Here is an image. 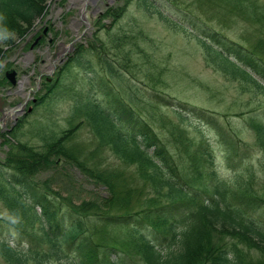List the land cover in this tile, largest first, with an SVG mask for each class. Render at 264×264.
Here are the masks:
<instances>
[{
  "label": "trees",
  "instance_id": "1",
  "mask_svg": "<svg viewBox=\"0 0 264 264\" xmlns=\"http://www.w3.org/2000/svg\"><path fill=\"white\" fill-rule=\"evenodd\" d=\"M141 4L157 7L150 0ZM203 4L217 10V22L223 24L225 16L240 18L253 27V33L246 29L240 44L191 12L186 13L188 28H179L195 37L208 65L245 81L241 88L254 92L251 102L263 105L264 3L204 0ZM46 7L47 0H0V36H24ZM156 10L164 22L177 25ZM117 11L110 9L107 16L116 18ZM110 32V43L90 49L82 46L59 69L55 83L49 86L47 80L38 94L36 104L43 105L73 66L84 71V84L70 107V128L44 131L38 146L8 139L11 148L0 162V199L22 226V235L18 244L0 241L4 264H47L51 259H66L67 249L72 248L73 264H126L131 258L126 252L133 249L144 264H264V183L258 185L260 176L249 164L246 177L231 191L213 166L215 144L228 153V161L249 155L241 128L220 121L210 109L196 108L164 92L154 98L162 103L175 101L192 116L196 122L190 124L198 139L182 125L189 122L183 111H175L178 125L157 119L160 109L153 101L145 107L148 116L138 112L134 105L141 101V93L123 73H132L134 60L123 52V39L111 37ZM111 43L123 54L120 68L109 59L106 49ZM87 53L97 65L87 59ZM258 95L261 101L254 100ZM256 110L244 123L255 132L253 146L264 168V108ZM84 122L93 132L89 149L76 143ZM197 122L215 130L216 137L210 140L192 124ZM165 124L171 125L167 132L180 147V159L156 131V125L165 128ZM77 172L96 189L103 188L105 195L92 191L82 197ZM44 174L50 176L40 180Z\"/></svg>",
  "mask_w": 264,
  "mask_h": 264
},
{
  "label": "rangeland",
  "instance_id": "2",
  "mask_svg": "<svg viewBox=\"0 0 264 264\" xmlns=\"http://www.w3.org/2000/svg\"><path fill=\"white\" fill-rule=\"evenodd\" d=\"M85 1L47 0L44 15L34 21L33 26L24 36L18 37L11 33L0 36V47L3 49L0 57V99L3 103L6 101L2 105L4 111L0 112V162L6 158L11 148L7 140L9 134L6 133L10 127H16L10 136V141L15 143L20 141L35 146L41 145V134L44 131L58 133L62 129L70 128V107L79 88L84 84L85 74L82 73L84 71L73 66L64 81H61L52 93L50 100L43 105L36 104L38 94L47 80H51L47 82L49 86L55 83L58 71L68 61V56L74 55L82 46L90 49L97 48L102 43H110L108 36L110 30L111 37L120 36L119 41L123 39V52L131 55L134 60L131 65L132 73L128 71L123 73L128 75L126 78L129 85L141 93V101L134 105L135 109L148 116L149 112L145 107L151 105L153 101L160 109L157 111V119L163 118L178 125L180 120L176 118L175 111H183L182 107L175 101L162 103L160 99L154 98L164 92L165 95L182 102L210 109L220 121L224 119L232 121L236 127L241 128L242 138L250 146L248 148L250 153L240 155L235 161H228V153L215 144L214 168L218 176L226 181L233 191L236 190L241 177H246L247 166L253 164L260 176L258 185H262L264 168L259 165L260 153L253 146L256 135L253 130L245 126L244 119L249 115L257 114L256 109L264 108V102L263 105L251 102L254 92H245L241 88L246 84L245 81L227 77L221 72L222 68L208 65L198 41L189 31L183 30L188 28V18H190L186 16L188 12L202 22L220 29L232 41L240 44H244L242 33L247 29V33L252 34L253 27H249L248 22L243 19L229 16L223 18V24L217 22L219 19L215 14L217 10L213 6L209 9L203 4L204 0H150L158 7L152 9L146 4H141L142 0H96L97 7L91 5L92 0H88L87 5ZM260 1L264 3V0ZM109 7L113 11L117 9L116 13L120 12V15L113 21L103 22L104 17L100 18V16ZM156 9L162 10L169 18L174 19L177 25L164 22ZM180 26L183 29L179 28ZM106 50L111 55L109 59H112V64L120 68L123 54L116 50L112 43ZM86 57L97 65V60L92 54L87 53ZM238 65L243 67L241 63ZM13 70L17 72V80L22 82V86L12 85L7 79L6 73ZM72 87L74 89L70 92ZM262 99L263 97L258 95L254 100ZM145 100L149 103L143 102ZM29 108H32L31 112L28 111ZM6 111H14V113L11 119L5 122ZM182 113L189 121L182 125L191 137L198 139L196 131L190 124V120L194 122L196 120L186 112ZM78 122L79 120L75 123ZM192 124L210 140L216 137V132L212 128L198 122ZM169 126L171 125L165 124L163 126L165 128H161L160 125H156L155 128L174 157L180 159V147L173 142L167 132ZM15 135H18L16 140L13 137ZM92 140L91 127L84 122L77 132L76 143L89 149L92 148L90 145ZM105 154L108 162L112 163L110 153L107 155L105 152ZM184 161L178 160L179 163ZM113 164L117 166L118 161ZM49 176L50 174H44L40 180H45ZM76 176L82 197L92 191L105 195L103 188L96 189L92 184H88L79 172ZM21 227L0 199V241L18 244L21 241ZM21 247H24L23 243L20 244ZM68 252L66 259H51L47 264H73L74 249L72 248V251L67 249ZM126 253L131 257L130 261L126 260V264H144L134 249ZM3 261L6 260L0 254V263L4 264Z\"/></svg>",
  "mask_w": 264,
  "mask_h": 264
},
{
  "label": "flooded vegetation",
  "instance_id": "3",
  "mask_svg": "<svg viewBox=\"0 0 264 264\" xmlns=\"http://www.w3.org/2000/svg\"><path fill=\"white\" fill-rule=\"evenodd\" d=\"M89 1L88 0H86L84 3H85V5H87V4H89L88 3ZM91 5L92 6H95V7H97V5H98V3H97V1L96 0H92L91 1ZM110 10V7L100 16V18H103V22H106V21H113L114 20V18L113 17H109V16H107V13H108V11ZM100 18H98V21H100ZM68 58H69V56H68ZM1 101H2V99H1ZM5 102L6 101H4V103H3V101H2V105L3 104H5ZM4 110H3V108H2V106H1V108H0V112H3ZM7 112H11V111H6V112H4V121L6 122L7 121V119H11V117L13 116H9V113H7ZM1 119V118H0ZM12 128L10 127V128H8V131L6 132V133H9V132H12ZM7 137H10L9 135L7 136ZM6 139H4V141H5Z\"/></svg>",
  "mask_w": 264,
  "mask_h": 264
},
{
  "label": "water",
  "instance_id": "4",
  "mask_svg": "<svg viewBox=\"0 0 264 264\" xmlns=\"http://www.w3.org/2000/svg\"><path fill=\"white\" fill-rule=\"evenodd\" d=\"M6 77L12 83V85H17V84L21 85V82L17 80V72L15 70L7 72ZM1 106H2V102L0 100V108Z\"/></svg>",
  "mask_w": 264,
  "mask_h": 264
},
{
  "label": "bare ground",
  "instance_id": "5",
  "mask_svg": "<svg viewBox=\"0 0 264 264\" xmlns=\"http://www.w3.org/2000/svg\"><path fill=\"white\" fill-rule=\"evenodd\" d=\"M88 3H89V2H88ZM21 84H22V83H21ZM21 86H22V85H21ZM191 105L195 106L196 108H202V107L197 106V105H194V104H191ZM7 113H9V112H7ZM13 113H14V111H11V112L9 113V116H12Z\"/></svg>",
  "mask_w": 264,
  "mask_h": 264
}]
</instances>
